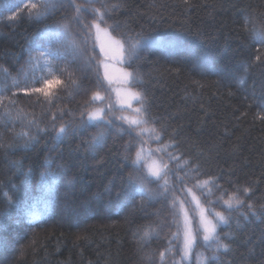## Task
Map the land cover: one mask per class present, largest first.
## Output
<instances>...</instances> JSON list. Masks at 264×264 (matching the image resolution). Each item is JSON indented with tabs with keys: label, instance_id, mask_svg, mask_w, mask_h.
I'll list each match as a JSON object with an SVG mask.
<instances>
[{
	"label": "trees",
	"instance_id": "16d2710c",
	"mask_svg": "<svg viewBox=\"0 0 264 264\" xmlns=\"http://www.w3.org/2000/svg\"><path fill=\"white\" fill-rule=\"evenodd\" d=\"M33 3L0 0V264H197L214 254L208 264H264V0H54L39 18ZM76 4L88 9L79 20ZM92 8L124 42L135 105L146 110L138 127L118 119L131 110L115 101L95 29L86 33ZM56 24L70 36L48 31ZM48 51L57 55L45 66ZM53 79L51 96L31 91ZM96 108L113 121L99 144L103 125L80 127ZM23 132L35 137L27 147ZM143 147L165 174L146 181L151 197L127 202L129 176L149 169L145 159L133 166ZM49 169L54 199L41 182ZM191 190L214 222L231 218L217 226L229 250L205 246ZM233 196L243 205L228 210ZM182 207L196 237L187 258Z\"/></svg>",
	"mask_w": 264,
	"mask_h": 264
},
{
	"label": "snow or ice",
	"instance_id": "6c2138e0",
	"mask_svg": "<svg viewBox=\"0 0 264 264\" xmlns=\"http://www.w3.org/2000/svg\"><path fill=\"white\" fill-rule=\"evenodd\" d=\"M89 2H91V0H89ZM24 6L28 7V5H24ZM13 7H15L17 10H19L20 4L18 3L16 5H14ZM30 7L32 9L31 14H33L35 17L39 18V17H45V16L49 15L54 10L55 3H54V0H41V3H39V4L33 3L30 5ZM74 7H75L76 14H77L75 19H77V20H79L81 12L88 11V9L82 8V6L79 4L74 5ZM91 12L95 15L96 22H94L91 25H84L87 35L92 34L91 30L93 28L96 30L97 36H99L100 33L103 32L105 36H109L111 45L113 47H115L116 49H119L121 52V56L123 57V53L125 51L124 42L122 40H116L114 38H111L110 34L108 33V30L101 28V25L105 22L104 17L106 15V13L102 12L98 8H92ZM12 18H15V17H10V19H12ZM247 24H248V21L246 20L245 21V27H247ZM48 31H55V32L61 33L65 36H70L69 30H68V25H66V24H56V25L49 26ZM253 32L255 33V29H253ZM256 35L258 37L257 42L258 43H264V26H262V31ZM128 39L131 40L132 37H128ZM137 43H139V42H137ZM71 46L73 47V49H75V47H76L74 43H72ZM136 46H137V44H131V48L133 50H135ZM36 47L39 48L40 45H36ZM102 50H103V48H102ZM56 55H57L56 53L48 51L46 53H42L40 59L44 61L45 66H48L51 63V61L45 59V57H52V56H56ZM32 59H36V58L32 57ZM257 60H259V57H257ZM104 69H105V78H109V76H108V65L107 64L104 65ZM245 71H247V69H245ZM123 75H124L125 80H127L129 82H131L133 80V74L132 73H124ZM60 83L61 82L59 80H56V79L45 80L44 86H42L40 88L31 89V91L34 93H42L44 96L49 97L53 94L51 92V86L55 85V84H60ZM73 83H75V82L73 81ZM239 83L243 84L244 80L241 79L239 81ZM132 95H133V98L136 99L138 102H140L142 100V98L140 97V95L138 93H135ZM98 99H101V97L99 96V94H96L93 97V100H98ZM110 107L111 106H109V108ZM128 107H131V105H128ZM134 111L137 113L136 118H129V117L121 116L118 119L125 121L128 124L129 128L138 127L141 124L147 122L140 115L141 113L146 111L143 107L136 108V109H134ZM84 115L85 114H81L80 127L83 128V127L93 126V125L97 126V127H100L101 125L104 126L93 137L94 142L99 144L104 138L105 130L108 127H111L113 121L111 119H108L105 116L104 109H97L93 112H88L86 114V116H87L86 119L84 118ZM67 132H68V126L62 125L56 131V137L59 139V138L63 137ZM20 135L22 137L26 138L24 147H27L28 144L32 143L35 140V137L30 136L27 132H23ZM156 139H159V136H157ZM141 161H142L141 153L138 151L136 154V158L133 160V166L135 168L139 169L141 166ZM50 164H51V162H49V165ZM30 172H31V170L24 173L26 180L30 179ZM164 174H165V169L150 167L148 169L146 175H130L128 178V186L124 191V196H125L127 202H131V199L134 198L136 195H140L141 197H144V196L151 197V195H152L151 190L145 187L146 181H149L153 178H155L157 180L162 179ZM41 182L44 185H51V187L49 188V191L53 194V199H54L55 194H57V192H58V189L56 187V184H57L56 173L52 172L50 169L41 173ZM204 183L206 185L207 181ZM166 186H167V181L165 180L164 184L161 185V187L166 188ZM197 187H201V185L198 183ZM244 191H245V193H247L248 189H245ZM9 200L11 201V198H9ZM224 203L227 205L228 210H231L234 207H239V206L243 205V202L240 199L236 198L235 196H233L230 200L225 201ZM248 208L252 212L253 215L256 214V211L251 204L248 205ZM262 208H264V206H262ZM214 215L216 218L215 222L212 220H208L206 218H202V220H201V224H202L201 230L204 233L203 242H204L205 246L208 248H213V246H214V253L219 252L221 249H223L224 251H227V250H229V245L224 243L223 240L221 239L219 233L217 232V226H218V224L227 225L231 218L225 217L223 214H220V213H215ZM147 235H148V233L145 232V236H147ZM195 243H196V237L191 233V231H186L185 237H184V247H185V254L186 255L191 253ZM161 256H163V254H161ZM209 259L215 260V259H217V257L215 256V254L211 258H203L202 256L198 255L197 264H208Z\"/></svg>",
	"mask_w": 264,
	"mask_h": 264
},
{
	"label": "rangeland",
	"instance_id": "374dc122",
	"mask_svg": "<svg viewBox=\"0 0 264 264\" xmlns=\"http://www.w3.org/2000/svg\"><path fill=\"white\" fill-rule=\"evenodd\" d=\"M101 28L107 29L104 26H101ZM95 33H96V30H95ZM108 33L110 34L111 38L118 40L109 32V30H108ZM96 38H97L99 48L103 54L102 68H103L104 76H105L104 65L105 64L108 65L109 78H106V79L113 85L115 101L120 107H128V105H131V107H128L130 108L131 111L126 114V117L136 118L137 113L134 111V109L139 108V107L135 105L138 101L133 98L132 94H135L137 92L130 87L129 81L124 79L123 74L129 73L124 66V53L122 57L120 50L116 49L115 47L111 45L109 36H105L103 32H101L99 36L96 35ZM97 109H102V108H96L95 110ZM140 153H141L142 159L147 160L148 168L155 167V168L164 169V166L162 165V163L159 160L151 156V153L148 148L143 147ZM189 194L191 197L190 198L191 202L193 203V206H194L193 207L194 211L199 219V223L202 228V224H201L202 218H206L208 220H212V218L208 216L206 212V208L201 203L199 197L195 194V192L191 190ZM192 219L193 217L191 215V212L186 207H182L184 237H185L186 231H191V233L195 236L194 225H193ZM189 255L190 254H187V255L185 254V247H184L183 256L187 258L189 257Z\"/></svg>",
	"mask_w": 264,
	"mask_h": 264
}]
</instances>
